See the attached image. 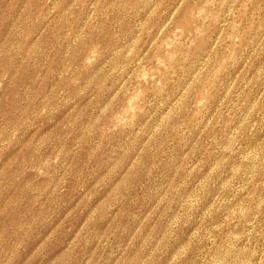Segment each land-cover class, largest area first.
Masks as SVG:
<instances>
[{
	"label": "rangeland",
	"instance_id": "374dc122",
	"mask_svg": "<svg viewBox=\"0 0 264 264\" xmlns=\"http://www.w3.org/2000/svg\"><path fill=\"white\" fill-rule=\"evenodd\" d=\"M0 264H264V0H0Z\"/></svg>",
	"mask_w": 264,
	"mask_h": 264
}]
</instances>
